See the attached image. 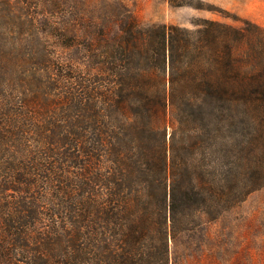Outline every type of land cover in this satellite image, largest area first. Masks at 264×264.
Wrapping results in <instances>:
<instances>
[{"label": "trees", "instance_id": "1", "mask_svg": "<svg viewBox=\"0 0 264 264\" xmlns=\"http://www.w3.org/2000/svg\"><path fill=\"white\" fill-rule=\"evenodd\" d=\"M40 15L0 0V264H170L264 188V28Z\"/></svg>", "mask_w": 264, "mask_h": 264}, {"label": "rangeland", "instance_id": "2", "mask_svg": "<svg viewBox=\"0 0 264 264\" xmlns=\"http://www.w3.org/2000/svg\"><path fill=\"white\" fill-rule=\"evenodd\" d=\"M19 1V0H18ZM29 0L40 20H56L65 32L81 36L91 31L115 30L124 15L141 24L177 25L194 29L199 20L239 27L250 21L264 28V0ZM15 10H19L16 7ZM54 44V43H53ZM63 60H79L75 47L56 49ZM170 264H264V188L216 221L171 242Z\"/></svg>", "mask_w": 264, "mask_h": 264}]
</instances>
